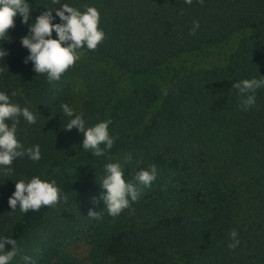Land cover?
I'll list each match as a JSON object with an SVG mask.
<instances>
[{
	"label": "trees",
	"instance_id": "1",
	"mask_svg": "<svg viewBox=\"0 0 264 264\" xmlns=\"http://www.w3.org/2000/svg\"><path fill=\"white\" fill-rule=\"evenodd\" d=\"M28 2L34 19L50 0ZM61 3L95 6L106 39L83 49L60 81L48 83L22 63L27 53L19 39L27 27L18 17L10 39L0 41L9 53L0 60V89L21 92L13 100L38 112L34 125L20 120L17 138L26 147L38 143L42 154L38 162L13 161V181L0 176V235L21 250L11 264H24L22 255L36 264H81L54 257L68 237L89 245V264H264V88L246 111L232 88L264 76V0ZM193 21L199 22L194 35ZM71 78L86 84L79 106L60 89ZM62 103L89 126L111 121L115 142L105 156L82 151L81 134L63 129ZM125 154L132 156L127 164ZM109 162H119L133 183L138 170L152 164L158 170L116 217L100 199ZM32 175L54 179L64 199L10 212L15 180ZM89 210L98 218L88 217ZM231 229L240 240L233 250Z\"/></svg>",
	"mask_w": 264,
	"mask_h": 264
},
{
	"label": "clouds",
	"instance_id": "2",
	"mask_svg": "<svg viewBox=\"0 0 264 264\" xmlns=\"http://www.w3.org/2000/svg\"><path fill=\"white\" fill-rule=\"evenodd\" d=\"M192 2L193 0H184L187 5H191ZM199 2L203 3V0ZM30 5L28 0H0V41L10 39L9 29L15 26V18L18 17L19 22L27 27V33L19 39L20 46L26 49L27 53L22 63H30L32 71L36 75H45L48 83L60 81L62 75L80 61L83 49L95 50L98 44L106 39L104 30L99 27L100 12L93 5H83L80 8L70 3H61V0H50L49 4L41 6L43 11L34 19L31 15L34 10ZM198 28L199 22L193 21L190 34L194 35ZM8 54L0 47V60ZM260 77L242 79L232 84V88L242 97L241 110L246 111L255 105L256 90L264 88V76ZM18 95L22 93L17 90L9 92L0 89V176L11 181L15 171L13 161L27 157L32 162H38L42 155L38 143L26 147L17 138L20 120L23 119L28 125H34L38 113L16 103L13 97ZM60 109L67 118L63 129L75 128L81 134L82 151H90L94 157H103L113 147L115 137L109 133L110 120H100L89 126L83 115L68 103H62ZM9 120L10 124L6 122ZM123 159L127 164L132 156L125 154ZM157 171L155 164L147 169H140L135 173L133 183L131 180L125 181L124 167L119 162L105 163L99 182V186L104 190L100 195L105 205L103 210H106L109 216H118L124 209L130 207L131 202L139 198L137 185L149 187L156 179ZM62 199L63 193L54 179L32 175L30 178L21 176L15 180L14 191L8 197L7 203L10 212L19 209L20 213H27L30 210L38 211L42 206H55ZM88 217L98 218V212L89 210ZM228 236L231 241L227 244L228 249L237 248L240 244L237 230L231 229ZM20 252L14 238L0 235V264H11L13 258ZM21 258L24 264H36L28 255H22Z\"/></svg>",
	"mask_w": 264,
	"mask_h": 264
},
{
	"label": "rangeland",
	"instance_id": "3",
	"mask_svg": "<svg viewBox=\"0 0 264 264\" xmlns=\"http://www.w3.org/2000/svg\"><path fill=\"white\" fill-rule=\"evenodd\" d=\"M60 89L67 92L77 102L78 106L84 101L86 84L83 80L78 78L68 79ZM89 251V245L76 238L68 237V239L62 241L61 245L57 246V253H55L54 257L65 255L69 259L78 261L81 264H89Z\"/></svg>",
	"mask_w": 264,
	"mask_h": 264
}]
</instances>
